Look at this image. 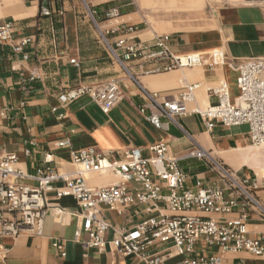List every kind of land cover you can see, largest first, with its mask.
I'll list each match as a JSON object with an SVG mask.
<instances>
[{"label": "crops", "instance_id": "0c3cea01", "mask_svg": "<svg viewBox=\"0 0 264 264\" xmlns=\"http://www.w3.org/2000/svg\"><path fill=\"white\" fill-rule=\"evenodd\" d=\"M86 1L96 11L100 27L135 23L138 29L134 32V41H146L156 33L167 37L174 53L208 52L219 48L224 52L225 61L212 68L198 66L148 74H142L133 65L137 78L134 81L113 62L112 52L100 39L92 19L82 13L78 0L63 1L64 13L59 21L54 15L57 21L54 24L55 47L52 46L49 19L38 16L40 4H45V0H0V21H12L14 37H33L27 47L31 57L26 60L13 54L8 43L0 41V155L16 154V166L26 173H34L41 165L72 173L75 171L70 162L73 150L90 147L102 153L110 151L112 158L119 159L124 150L140 147L148 157L151 155L149 146L164 142L179 158L178 164L186 173L189 186L196 180L205 187L221 184L206 162L185 157L195 147L209 151L238 177L261 180L263 177L256 167L264 166L259 159L264 149L251 145L248 125L215 123L208 130L194 108L215 101L207 88L219 80L228 83L230 98L236 99L239 94L237 66L248 59L264 58V0H206L204 8L201 0L200 5L170 9L159 19H155L157 14L152 11L156 0H147L146 5L138 0V10L130 7L134 0ZM106 3L119 9L115 19L103 18L101 12ZM143 10L149 11L141 15ZM139 18L153 19V23L147 25ZM117 36L111 34L108 39L113 41ZM70 59H75L79 65L69 63ZM32 74L38 78L29 81ZM111 78L119 79L122 97L107 114L86 94L66 103L59 98L67 88ZM183 83L199 84L194 101L187 102V110L174 116V120L162 117L163 128L152 126L138 111L139 105L148 103L146 92L176 97ZM62 139H68L70 146L58 147L57 142ZM86 179L88 184L98 186L114 181L115 175L91 173ZM23 182L34 185L30 179ZM63 184V180L53 182L54 187ZM256 194L264 202V187L258 188ZM46 198L51 207L40 235L30 232L0 235V244L8 248L6 264H143L135 254L118 253L111 241L122 229H130L159 212H167V204L163 201L129 205L121 213L101 205L109 228L103 234L105 247L99 251L74 240L75 229L81 222V208L76 199L71 195L57 198L53 190L46 192ZM226 216L235 217L237 212ZM246 225L251 235L264 232V221L250 219ZM55 238L62 239L64 256L52 246ZM86 238L87 235L81 233L80 239ZM197 253L218 255L219 251L198 246ZM181 261V256L168 257L166 264ZM219 264H264V258L245 251L225 252Z\"/></svg>", "mask_w": 264, "mask_h": 264}, {"label": "built area", "instance_id": "2783aa9c", "mask_svg": "<svg viewBox=\"0 0 264 264\" xmlns=\"http://www.w3.org/2000/svg\"><path fill=\"white\" fill-rule=\"evenodd\" d=\"M64 0H45L40 4L38 16L47 17L55 47L54 24L63 16ZM84 7L98 28L100 39L112 52L113 62L123 73L137 81L132 70L136 65L142 74L180 68L222 65L224 52L217 48L208 52L174 53L170 50L165 35L153 33L146 41H134L135 23H119L100 27L95 18L96 11L87 3ZM104 19L118 14V8L107 6L101 12ZM57 16V21L54 17ZM12 21H0V41L8 43L10 51L24 60L31 57L28 46L31 35L16 39ZM118 34L109 41L108 36ZM136 61L129 64L130 61ZM69 63L79 65L75 59ZM149 64V67L146 65ZM236 86L239 94L231 100L229 85L225 80L207 88L215 98L211 104L195 107L206 129L215 123L224 126L248 125L252 145L264 149V58L248 59L237 66ZM38 78L36 74L29 81ZM118 78L91 85H80L63 90L61 102H69L86 94L107 114L121 99ZM198 83H183L176 97L160 96L146 92L148 103L138 106V111L156 128H163L162 117L174 120V116L187 110V102L194 101ZM58 147H69L68 139L57 142ZM151 155L145 157L140 147L123 151L119 159L111 152H98L93 148L73 150L70 162L75 167L72 173L60 172L57 168L41 165L34 173H26L16 166L14 153L0 155V235L17 236L23 232L34 235L42 233L45 217L51 205L46 192L53 190L57 198L73 196L81 208V222L74 232V240L84 247L103 250L106 241L104 232L109 223L101 213V205L121 213L122 209L149 201H163L167 212L145 219L130 229H122L111 243L121 255L135 254L143 264H166L168 257L181 256L179 264H219L225 252L245 251L255 257L264 258V232L251 235L247 221H264V202L256 190L264 187V179L249 181L238 177L229 166L212 157L206 149L195 147L185 157H195L206 162L215 172L220 185L205 187L200 180L193 186L187 184V175L178 164L179 158L172 154L164 142L148 147ZM47 162V158L44 159ZM109 172L115 180L103 185H90L86 175ZM34 181V185L23 182ZM63 180L62 186L53 182ZM60 213L62 210L58 209ZM236 211L237 216L226 215ZM81 233L87 238L82 240ZM52 246L65 255L63 241L55 238ZM216 248L219 254L203 255L197 247ZM8 248L0 244V264H6Z\"/></svg>", "mask_w": 264, "mask_h": 264}, {"label": "rangeland", "instance_id": "374dc122", "mask_svg": "<svg viewBox=\"0 0 264 264\" xmlns=\"http://www.w3.org/2000/svg\"><path fill=\"white\" fill-rule=\"evenodd\" d=\"M79 1V5L81 8V11L83 14H85V8L83 5V2L81 0ZM135 2L132 3V5H130V7H133L135 10H138V0H134ZM205 1L206 0H202V7L204 8L205 6ZM143 2L145 3V5L147 4V0H143ZM151 2V0H150ZM201 4V0H156L155 1V6L152 9V11H154L153 13H156L157 15L155 16V19H159V17H163L166 12H168L170 9H181L180 7H187V6H195V5H200ZM201 8V10L203 9ZM183 9V8H182ZM145 12H148L149 10H143L141 11V15L144 14ZM118 13H119V9H118ZM154 17V15H153ZM142 19V23H147V25L152 24L153 23V19L148 20V18H139L138 20ZM203 107V105L201 106ZM207 167H209V165L207 163H205ZM249 181L251 182V180L249 179Z\"/></svg>", "mask_w": 264, "mask_h": 264}, {"label": "bare ground", "instance_id": "6f19581e", "mask_svg": "<svg viewBox=\"0 0 264 264\" xmlns=\"http://www.w3.org/2000/svg\"><path fill=\"white\" fill-rule=\"evenodd\" d=\"M84 6H85V4H84ZM116 18V16H114L113 17V19H115ZM115 23V22H114ZM116 23H118V22H116ZM252 145V144H251ZM252 146H255V145H252ZM255 147H258V148H262V147H259V146H255ZM209 152V151H208ZM209 154H210V152H209ZM211 155V154H210ZM226 161H228L229 162V160H228V158H224ZM259 159L261 160V161H263V164H264V155H261L260 157H259ZM259 161V160H258ZM259 163H260V161H259ZM259 165H257V167H256V171L257 172H259L260 173V175H261V177H263L264 178V166L263 165H261V166H259Z\"/></svg>", "mask_w": 264, "mask_h": 264}, {"label": "trees", "instance_id": "16d2710c", "mask_svg": "<svg viewBox=\"0 0 264 264\" xmlns=\"http://www.w3.org/2000/svg\"><path fill=\"white\" fill-rule=\"evenodd\" d=\"M109 5V3H106L105 6L107 7Z\"/></svg>", "mask_w": 264, "mask_h": 264}]
</instances>
